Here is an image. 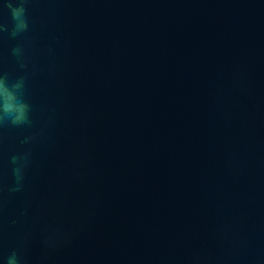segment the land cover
<instances>
[{
    "label": "water",
    "instance_id": "obj_1",
    "mask_svg": "<svg viewBox=\"0 0 264 264\" xmlns=\"http://www.w3.org/2000/svg\"><path fill=\"white\" fill-rule=\"evenodd\" d=\"M8 2L0 264H264V0Z\"/></svg>",
    "mask_w": 264,
    "mask_h": 264
},
{
    "label": "clouds",
    "instance_id": "obj_2",
    "mask_svg": "<svg viewBox=\"0 0 264 264\" xmlns=\"http://www.w3.org/2000/svg\"><path fill=\"white\" fill-rule=\"evenodd\" d=\"M27 0H19V6H14L11 0L7 3V8L10 10L12 20L14 21V28L12 35L15 36L24 32L28 28V21L26 18L25 4ZM0 30H5L0 28ZM30 106L23 99V79L15 83H8V76H0V124L10 122L14 126H20L30 123L28 113ZM17 157L12 158V162H17ZM17 181L23 179L20 175L19 168L14 169ZM7 264H18V255L13 252L7 259Z\"/></svg>",
    "mask_w": 264,
    "mask_h": 264
}]
</instances>
